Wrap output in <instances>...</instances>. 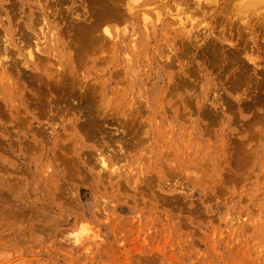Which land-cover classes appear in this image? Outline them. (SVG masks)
Wrapping results in <instances>:
<instances>
[{
    "label": "rangeland",
    "instance_id": "obj_1",
    "mask_svg": "<svg viewBox=\"0 0 264 264\" xmlns=\"http://www.w3.org/2000/svg\"><path fill=\"white\" fill-rule=\"evenodd\" d=\"M9 1L39 38L0 53V264H264V0H134L76 61L107 0Z\"/></svg>",
    "mask_w": 264,
    "mask_h": 264
},
{
    "label": "bare ground",
    "instance_id": "obj_2",
    "mask_svg": "<svg viewBox=\"0 0 264 264\" xmlns=\"http://www.w3.org/2000/svg\"><path fill=\"white\" fill-rule=\"evenodd\" d=\"M2 3H7L8 1H6V0H0ZM21 1H23V0H21ZM108 1V3H101V5H100V3L99 2H95V3H93L92 5H90L91 6V9H94L95 8V10H93V13L92 14H95V19L92 21V19L90 18V20L88 21L89 23H86V25L84 26L85 28H88V29H82V27H80V26H82V25H78V23L79 22H76V21H74L73 23H74V27H75V31L72 33V35L71 36H68V37H72V39H70L69 40V44H68V47L70 48L69 49V51H70V56H68L69 57V59H71V57H73L74 58V60L76 61V60H79L80 59V55L82 54V53H84V52H88V49L91 47V49H92V47L95 45V41H96V39H95V35H94V33H96L97 31H100L101 30V28H102V26L104 25V24H107V23H110V22H114L115 20H117V17L118 18H120V19H124V15H133V13H131L130 11H131V9H130V5L129 4H137L138 3V1H135V3H133V2H131V1H134V0H107ZM146 2H144V8H145V6L146 5H149V4H151V3H156V2H158V1H161V0H145ZM182 1H185V2H189L190 0H182ZM196 1V0H195ZM203 0H201V3L203 4V2H205V1H203ZM209 1V0H208ZM216 1V0H215ZM10 2V1H9ZM8 2V3H9ZM62 2V0H57L56 1V3H58V4H60ZM129 2H131V3H129ZM207 2V1H206ZM35 3H36V5L38 6L37 8L40 10V11H43L42 10V8H41V5H40V3H41V0H35ZM162 3V2H161ZM164 4H163V6H165V2H163ZM197 3H198V0H197ZM210 3V2H209ZM9 4H11V2L9 3ZM121 4H123L124 5V8H125V11H123V10H120L119 9V7L121 6ZM135 4V5H136ZM146 4V5H145ZM12 6H10L9 7V9H10V12H12L11 10H14V7H16V4H15V6H14V3H12L11 4ZM100 5V6H99ZM24 5H22V7H23ZM99 6V7H98ZM194 6H199V4L197 5L196 3H195V5ZM193 6V7H194ZM131 7L133 8L134 6L133 5H131ZM147 7V6H146ZM200 8V9H199ZM199 8L197 7V9H196V7H195V9L198 11V10H201V7L199 6ZM5 9H7V8H5ZM147 8H145V10H146ZM187 9V8H186ZM194 9V8H193ZM194 9V10H195ZM202 9L204 10V8L202 7ZM0 10L1 11H4V4H2L1 6H0ZM31 10V9H30ZM34 10V9H33ZM128 11V12H127ZM133 11V10H132ZM120 12H126V13H123V14H121ZM7 13V12H6ZM135 13V12H134ZM137 14H138V12H136ZM179 13V12H178ZM31 15H32V13L30 12V16L28 17L27 16V18H25L26 20L24 21V22H22V26H20L21 28L23 27V31H22V29L20 28V27H18V33H17V35L19 36L20 35V38L19 39H14V37L11 35V32H10V29L9 28H7V26H12V24H10L11 23V20L10 19H8V17H7V15H6V20L8 21V24L9 25H7V26H5V21L1 18V16H0V42H2V40H3V47H1L2 49H0V53L1 54H3L4 56H6L7 54V58L8 57H10L9 56V54L11 53L10 52V50L11 49H15V47H17V46H21L20 48L22 49V48H24L25 47V45L24 44H30V40H31V37H30V35L32 36V34H33V36L36 38V39H38L37 38V36H35V33H38L37 32V30H36V28H35V26H34V24H33V22H32V17H31ZM135 15V14H134ZM158 15H160V14H158ZM9 16V15H8ZM12 16V15H11ZM50 17V15L49 14H47V11H46V9L44 10V12H43V15H42V20L43 21H45V25L46 26H48L49 28L48 29H50V32H52L53 33V36L56 38V42L57 43H60L61 45H62V43H63V38H62V35H61V33L58 31V24L57 23H55V26L54 25H52L53 24V22L51 21L50 23L48 22V18ZM54 17H55V15H53ZM164 15H160V18H162ZM180 15H178L177 16V20H178V17H179ZM25 17V16H24ZM91 17V16H90ZM127 17H129V16H127ZM44 18V19H43ZM130 18V17H129ZM135 18V17H134ZM159 17L157 18V19H160ZM184 18H186V17H184ZM24 19V18H23ZM133 19V18H132ZM156 19V21H159V20H157ZM186 19H188V18H186ZM10 20V21H9ZM72 20V19H71ZM70 20V21H71ZM17 21V20H16ZM127 21V20H126ZM173 21V20H172ZM183 21V19H182V16H181V21L180 22H182ZM13 22H15V21H13ZM134 22V21H133ZM163 22V21H162ZM183 22H186V25H187V22L188 21H183ZM161 23V22H160ZM156 24V23H155ZM165 24V23H164ZM171 24V23H170ZM179 24V23H178ZM177 24V25H178ZM181 24V23H180ZM14 25L16 26V24L14 23ZM161 25V24H160ZM185 25V26H186ZM70 26V25H69ZM168 26V25H167ZM170 26H172V25H170ZM169 26V27H170ZM14 27V26H13ZM31 27V32H32V34L30 33V35L28 34V33H26V30H28L29 28ZM77 27H80V28H77ZM168 28V27H167ZM170 28H173V26L172 27H170ZM53 29H57V31H55V30H53ZM185 29V28H184ZM190 31V30H189ZM188 31V32H189ZM167 32V31H166ZM165 32V33H166ZM183 32H184V30H183ZM183 32H181V34L183 33ZM152 33V32H151ZM163 34L164 36H166V35H168V33L167 34ZM206 33V32H205ZM208 33V32H207ZM41 34L44 36V34H45V27H44V30H43V32H41ZM101 34H102V38H103V40H108V39H110L111 38V31L109 30V29H104L103 30V32H101ZM103 34L104 35H106L105 37L103 36ZM148 34V33H147ZM184 34H186V33H184ZM208 35V34H207ZM48 36V35H47ZM151 36V35H150ZM192 36V35H191ZM191 36H189V37H191ZM195 36H196V34H195ZM197 36H199V35H197ZM207 37V36H206ZM102 38L101 37H98L97 39L98 40H102ZM167 38V40H168V38H170L169 37V35H168V37H166ZM172 38V37H171ZM170 38V39H171ZM192 38V37H191ZM205 38V37H204ZM169 39V40H170ZM187 39V38H186ZM193 39V38H192ZM195 39V38H194ZM40 40V39H39ZM42 40H44V39H42ZM189 40V39H188ZM191 40V39H190ZM50 42V41H49ZM48 42V43H49ZM168 42V41H167ZM187 42V41H186ZM185 42V43H186ZM40 43V42H39ZM52 43V42H51ZM169 43V42H168ZM171 43V42H170ZM169 43V44H170ZM220 44V43H219ZM23 45V46H22ZM43 45V44H42ZM55 45V44H54ZM166 45V44H165ZM2 46V45H1ZM36 46H37V44H36ZM172 46V45H171ZM182 46V45H181ZM42 47V46H41ZM169 47V46H168ZM183 47V46H182ZM39 48V45H38V47H37V50L35 49V52H37V53H39L40 55L41 54H46L47 53V51H46V49L44 50V52H43V50H40V49H38ZM170 48V47H169ZM90 49V50H91ZM171 49V48H170ZM210 49H214V48H212V47H210ZM139 51V50H138ZM167 51H168V49H167ZM172 51V50H171ZM173 51H174V49H173ZM20 51L18 50V53H19ZM169 52V51H168ZM167 52V53H168ZM12 53H13V51H12ZM16 53V52H15ZM14 53V54H15ZM17 53V54H18ZM0 54V57L1 56H3V55H1ZM36 54V53H35ZM35 54H33L32 52H29L28 53V56H29V58H30V60H32L34 63V65L38 68V70H40L41 69V71H44V68H43V66H41V63H38V60H40L38 57H37V55H36V57H35ZM163 54H164V52H163ZM12 55V54H11ZM164 55H166V54H164ZM47 56H48V53H47ZM56 55H54L53 57H55ZM79 56V57H78ZM168 56V55H167ZM12 57H13V55H12ZM9 58V59H11V63H10V66H13V65H16V64H18V62L16 63V62H13V61H15V60H17V59H15V57H14V59L13 58ZM45 57V56H44ZM49 57V56H48ZM57 57V56H56ZM166 57V56H165ZM2 58V57H1ZM0 58V59H1ZM4 58V57H3ZM2 58V59H3ZM7 58H5L6 60H7ZM42 58V57H41ZM47 58V57H46ZM49 59V58H48ZM165 59V58H164ZM172 59H173V57H172ZM175 59V58H174ZM173 59V60H174ZM4 60V59H3ZM5 60V61H6ZM47 60V59H46ZM88 60V59H87ZM87 60H86V62H87ZM42 61V60H41ZM40 61V62H41ZM50 61V60H49ZM49 61L47 62V63H49ZM75 61H73L72 63H71V66L69 67L71 70H70V72L71 73H76L75 72V70H76V68L74 67V63H75ZM166 62V61H165ZM44 63V62H43ZM62 63V62H61ZM166 63H168V62H166ZM170 63H171V60H170ZM170 63H168L169 65H170ZM63 64V63H62ZM187 65V64H186ZM7 66V65H6ZM62 66V65H61ZM60 66V67H61ZM173 66V65H172ZM8 67V66H7ZM175 67V66H174ZM5 68V67H4ZM36 68V69H37ZM40 68V69H39ZM166 68H167V66H166ZM169 68V67H168ZM16 69V68H15ZM191 69V68H190ZM18 70V69H17ZM0 71H2V70H0ZM8 72V69H7V71H6V77H7V73ZM15 72H16V70H15ZM18 73V72H17ZM43 74H45V73H47L46 72V70L44 71V72H42ZM12 74V73H11ZM10 74V75H11ZM49 74V73H48ZM166 74V73H165ZM174 74V73H173ZM2 75V74H1ZM20 75V74H19ZM18 75V76H19ZM41 75V74H40ZM46 75V74H45ZM168 75V74H167ZM171 75V74H170ZM14 76V75H13ZM16 76V75H15ZM48 76V78H50V76L49 75H47ZM173 76V75H172ZM5 77V79H7V78H9V77H7L6 78ZM12 77V76H11ZM13 79V78H12ZM74 79V78H73ZM2 80V79H1ZM0 80V81H1ZM8 80V79H7ZM6 80V81H7ZM9 80H10V78H9ZM8 82V81H7ZM6 82V83H7ZM172 82H174V81H172ZM2 83H3V81H2ZM5 83V84H6ZM9 83V82H8ZM7 83V85H9ZM236 83V82H235ZM1 84V83H0ZM84 85V84H83ZM11 86L12 85H9V87L11 88ZM16 86H14V88H15ZM6 88H8V87H6ZM10 88H8V90L10 89ZM84 88V87H83ZM85 88H86V86H85ZM84 88V89H85ZM12 89V88H11ZM87 89V88H86ZM3 91V90H2ZM7 91V90H6ZM20 91V90H19ZM9 93H11V91L9 92ZM162 95H164L163 93H162ZM12 99V98H11ZM12 100H14V99H12Z\"/></svg>",
    "mask_w": 264,
    "mask_h": 264
}]
</instances>
